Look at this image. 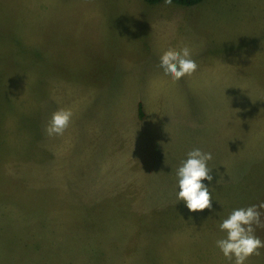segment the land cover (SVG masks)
<instances>
[{
  "label": "rangeland",
  "instance_id": "374dc122",
  "mask_svg": "<svg viewBox=\"0 0 264 264\" xmlns=\"http://www.w3.org/2000/svg\"><path fill=\"white\" fill-rule=\"evenodd\" d=\"M185 45L198 68L173 81L159 56ZM195 148L213 201L190 213ZM261 201L264 0H0V264H230L218 223Z\"/></svg>",
  "mask_w": 264,
  "mask_h": 264
},
{
  "label": "clouds",
  "instance_id": "9594fccd",
  "mask_svg": "<svg viewBox=\"0 0 264 264\" xmlns=\"http://www.w3.org/2000/svg\"><path fill=\"white\" fill-rule=\"evenodd\" d=\"M164 3L171 5L172 0H164ZM159 67L163 69L165 76L179 81L185 76H191L198 65L192 58L191 49L185 45L180 49L164 50L159 56ZM72 116L71 109L58 108L45 127L46 134L49 137L62 136L69 127ZM212 158L211 152L195 148L186 154V158L180 161L176 169L179 189L177 200L183 201L190 213L212 209L213 200L209 188L214 176L213 170L208 166ZM261 209H264V201L235 208L218 223V228L224 235L215 241V245L230 264H245L250 256H259V250L264 248V240L256 235L257 228L264 229V212Z\"/></svg>",
  "mask_w": 264,
  "mask_h": 264
},
{
  "label": "trees",
  "instance_id": "16d2710c",
  "mask_svg": "<svg viewBox=\"0 0 264 264\" xmlns=\"http://www.w3.org/2000/svg\"><path fill=\"white\" fill-rule=\"evenodd\" d=\"M146 3L148 4H155L164 0H144ZM203 0H172V2L179 4V5H184V6H193L195 4H198L200 2H202ZM139 114H143L142 111V107H141V103L139 102ZM205 183H207V181H205ZM98 211H96L95 213L97 214Z\"/></svg>",
  "mask_w": 264,
  "mask_h": 264
}]
</instances>
